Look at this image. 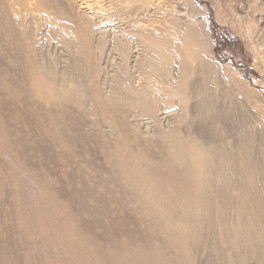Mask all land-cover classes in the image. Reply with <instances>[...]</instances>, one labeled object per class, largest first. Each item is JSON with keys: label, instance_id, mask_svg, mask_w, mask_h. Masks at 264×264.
<instances>
[{"label": "rangeland", "instance_id": "obj_1", "mask_svg": "<svg viewBox=\"0 0 264 264\" xmlns=\"http://www.w3.org/2000/svg\"><path fill=\"white\" fill-rule=\"evenodd\" d=\"M0 264H264V0H0Z\"/></svg>", "mask_w": 264, "mask_h": 264}, {"label": "bare ground", "instance_id": "obj_2", "mask_svg": "<svg viewBox=\"0 0 264 264\" xmlns=\"http://www.w3.org/2000/svg\"><path fill=\"white\" fill-rule=\"evenodd\" d=\"M147 105L149 106L148 102H147ZM213 153H214V156L216 157L215 158V161L217 163V167H218L219 174L222 175V176H227L228 170H230V171L233 170L232 167H231V165H230V160L229 159H224L223 157H220L218 159V153H219V151L216 148L213 149ZM207 163H208L207 161H203V167L204 168L206 167V164Z\"/></svg>", "mask_w": 264, "mask_h": 264}]
</instances>
